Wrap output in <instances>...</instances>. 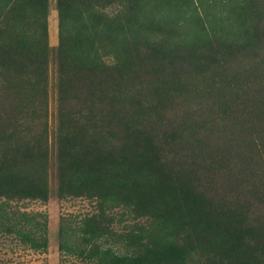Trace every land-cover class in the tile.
Segmentation results:
<instances>
[{"label":"rangeland","instance_id":"rangeland-1","mask_svg":"<svg viewBox=\"0 0 264 264\" xmlns=\"http://www.w3.org/2000/svg\"><path fill=\"white\" fill-rule=\"evenodd\" d=\"M58 1L48 0L44 81L33 76L31 67L0 65V161L20 151L33 153L37 166L47 168L50 190L47 200L0 196L4 228L9 220L25 221L27 214V227L46 233L48 241L46 247L33 248L0 224V264H106L87 256L95 244L84 239L88 223L97 220L112 231L128 233L148 222L130 205L112 206L88 193L62 196L58 190L61 149L72 150L70 143L82 135L83 142L73 150L86 159L118 152L129 141L128 124L152 137L166 168L174 176H190L218 210L245 206L251 220L264 216V41L250 52H213L219 60L203 59L195 66L183 57L175 65L154 63L141 44L136 65L122 77L111 68L99 76L83 70L77 74L76 69L63 75ZM211 1L203 2L207 10L226 12L208 9ZM128 2L93 4L113 16ZM258 3L264 11V0ZM5 23L0 15V25ZM103 61L111 65L112 55ZM67 77L72 79L70 89L61 81ZM116 238L105 235L100 244L125 251V243ZM198 254L191 264H216L207 254Z\"/></svg>","mask_w":264,"mask_h":264},{"label":"trees","instance_id":"trees-1","mask_svg":"<svg viewBox=\"0 0 264 264\" xmlns=\"http://www.w3.org/2000/svg\"><path fill=\"white\" fill-rule=\"evenodd\" d=\"M71 1H58L63 75L76 69L77 74L83 70L99 76L111 68L122 77L136 65L134 55L141 44L149 50L148 59L157 64L175 65L176 58L183 57L195 66L203 59L219 60L213 52H250L264 41L261 0H212L208 9H226L220 15L205 8L207 0H129L126 9L113 16L95 9L96 0ZM3 14L0 65L31 67L33 76L42 78L48 53V0H0ZM108 54L111 65L103 61ZM61 81L70 89V77ZM130 128L128 124L129 141L118 152L109 150L86 159L73 150L83 142L82 135L70 143L72 150H60V195H97L112 206L130 205L148 220L128 233L91 220L84 239L95 244L87 256H97L106 264H191L200 252L216 264H264V216L251 220L245 206L218 210L190 176H174L166 168L152 137ZM10 156L0 161V196L47 200L46 166H37L29 151ZM24 215L25 221L9 220L5 228L0 220L1 228L15 232L33 248L46 247V233L28 228L29 217ZM105 235L125 243V251L101 246Z\"/></svg>","mask_w":264,"mask_h":264}]
</instances>
